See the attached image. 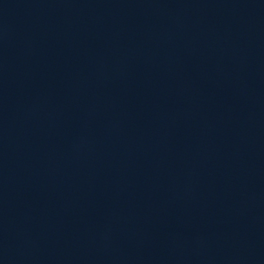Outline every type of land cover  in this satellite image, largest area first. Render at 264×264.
Returning a JSON list of instances; mask_svg holds the SVG:
<instances>
[{"label":"water","instance_id":"1","mask_svg":"<svg viewBox=\"0 0 264 264\" xmlns=\"http://www.w3.org/2000/svg\"><path fill=\"white\" fill-rule=\"evenodd\" d=\"M0 264H264V16L143 106L0 172Z\"/></svg>","mask_w":264,"mask_h":264}]
</instances>
